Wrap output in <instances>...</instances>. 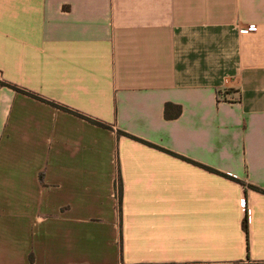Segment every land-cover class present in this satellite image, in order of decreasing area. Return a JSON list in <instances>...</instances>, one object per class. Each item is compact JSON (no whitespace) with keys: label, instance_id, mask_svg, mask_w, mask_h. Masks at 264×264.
Masks as SVG:
<instances>
[{"label":"crops","instance_id":"crops-1","mask_svg":"<svg viewBox=\"0 0 264 264\" xmlns=\"http://www.w3.org/2000/svg\"><path fill=\"white\" fill-rule=\"evenodd\" d=\"M0 79V264H264V0H0Z\"/></svg>","mask_w":264,"mask_h":264},{"label":"trees","instance_id":"trees-1","mask_svg":"<svg viewBox=\"0 0 264 264\" xmlns=\"http://www.w3.org/2000/svg\"><path fill=\"white\" fill-rule=\"evenodd\" d=\"M0 85H7V86H10V87H13L14 89H16V90H20V91H23L22 89H19V88H17L15 85H12V84H10V83H8V82H6V81H3V80H1L0 79ZM37 97V96H36ZM168 105V104H167ZM179 113V110H178V112H177V114ZM90 119V118H89ZM91 121H93V122H96V123H98V124H100L99 122H97V121H95V120H93V119H90ZM252 187H254V188H257L256 186H253V185H251ZM257 189H259L260 191H262L263 193H264V190H262V189H260V188H257ZM120 187H119V190L117 189V195H118V200H119V204H120ZM246 224V223H245ZM246 228V227H245Z\"/></svg>","mask_w":264,"mask_h":264},{"label":"built area","instance_id":"built-area-1","mask_svg":"<svg viewBox=\"0 0 264 264\" xmlns=\"http://www.w3.org/2000/svg\"><path fill=\"white\" fill-rule=\"evenodd\" d=\"M248 28L251 29V28H254V27L251 25V26H248Z\"/></svg>","mask_w":264,"mask_h":264}]
</instances>
